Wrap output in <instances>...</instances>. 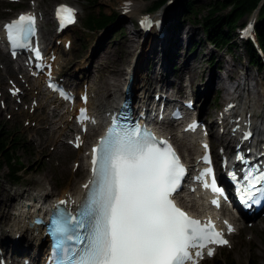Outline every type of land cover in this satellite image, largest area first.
Segmentation results:
<instances>
[{
	"label": "snow or ice",
	"instance_id": "6c2138e0",
	"mask_svg": "<svg viewBox=\"0 0 264 264\" xmlns=\"http://www.w3.org/2000/svg\"><path fill=\"white\" fill-rule=\"evenodd\" d=\"M56 16L62 27L75 23V10L66 5L57 7ZM35 21L34 14H21L4 25L14 56L18 49L31 48ZM141 25L149 28L152 21L146 17ZM244 34H249L247 29ZM34 53L41 59L38 49ZM60 92L68 98L63 90ZM83 99L86 102L87 97ZM79 119H89L86 109L80 110ZM123 121H127L123 113L113 116L105 136L92 149V179L84 185L88 191L78 215L60 207L67 201L57 205L49 227L54 241L52 264H197L196 258H202L205 249L208 256L214 254L209 245H227L211 221L202 224L190 217L172 198L186 169L171 145L157 140L139 124L129 127ZM250 137L251 132H247L242 138ZM79 139L76 147L80 146ZM203 147V162L211 164L208 145ZM237 159L244 157L238 154ZM230 175L235 178L236 174ZM208 176H213L210 185L204 179ZM197 179L214 194L224 195L211 168ZM244 180L246 184L238 189L243 202L264 198V169L248 168ZM212 203L219 207L218 200ZM228 231L234 229L229 225Z\"/></svg>",
	"mask_w": 264,
	"mask_h": 264
},
{
	"label": "rangeland",
	"instance_id": "374dc122",
	"mask_svg": "<svg viewBox=\"0 0 264 264\" xmlns=\"http://www.w3.org/2000/svg\"><path fill=\"white\" fill-rule=\"evenodd\" d=\"M62 1L71 3L80 8L79 21L76 25L70 27L64 34L56 36V25L53 20V7L55 3ZM124 1L126 0H94V3L89 4L87 0H20L18 2L0 0V20H8L21 10H30L34 3L40 4L39 6L43 13H45V9L48 8L51 19L45 20L44 17V26H42L41 29L44 32H49V36L43 37L44 42L46 45H49V48L53 44L55 48L63 51L62 60L58 65V69H56L57 73L60 77L63 76L69 84L74 85L78 92L81 91L85 83L89 84V81L84 77L83 72L89 71L91 74L95 73L96 69L102 65V63L106 62L108 56L119 57V60H123V62L124 59H128V63L124 64L125 68L122 77V80L124 81L126 70L132 60L133 65H135L140 51L143 47L144 49H147L148 45L152 43L153 37H156L155 35L160 39L165 40V49L164 47L161 49L160 41L157 45L158 56H161L163 50V55L165 57H167L168 54L169 56L172 54L176 41H181V38L183 37V52L185 51L183 56H185L187 62L190 63L194 61L196 63L197 74H199L200 70L205 71L202 79L199 77L197 78V82L201 81L206 84L209 73L215 70L216 73H220L217 70V63L219 62V59L222 58L223 61L228 60L231 63L236 64V67L238 68L237 72H245V69H250L252 73L256 74L260 87L264 90V68L258 69L256 66L248 63V54L243 45L239 43L238 34H236V29L243 26L246 21L254 17L256 12L245 15L237 23V28L233 32V36L239 43L237 44L238 47L232 49L222 47L218 49L208 43L203 27L199 22H191L183 17L182 20L184 22L179 28V31L175 30L174 32L170 30L169 32L167 30V25L170 24V22L172 23L173 19L180 13L179 8L175 4L176 0H173L172 2L166 0L165 4L161 6L158 11L154 13L150 12L151 14H154V16L162 11L166 13L167 20L164 22V26L167 30V34L164 38L160 36V31H157L155 28L153 29L156 30V32H153V30L148 36H145L143 31L137 25L138 16H125L126 13L124 14L121 11V4ZM130 1H140L143 3L144 7L142 12L144 15L149 12V8L152 6V2L145 0ZM195 1H197L199 12V16H197L196 19L201 21L203 17L208 14L210 0ZM100 11L105 13H115V21L109 24L106 28L100 30L89 31L84 28L83 24L86 15L88 13H98ZM225 12L226 11H223L222 13ZM182 27L190 32H186V34L184 30L181 32L180 29ZM193 30L197 31V33L194 34L192 39H189ZM129 37L135 38V44H139L140 49L137 53L136 50H134L132 54L127 55L122 50L124 44L128 42ZM67 38L72 40L71 49L64 47V40ZM110 49L111 52L108 53L107 51ZM6 55L12 68L10 72L5 73L3 71L4 65L0 60V126L4 128L5 131H10V133L15 135L16 140L20 141L19 144H15L17 148L15 155L20 158L21 165L25 168L21 172L22 178L20 182L16 184L8 175V167H0V188H2L5 194H14L18 201L19 198L24 195L23 192H25V190L35 191V189L43 187L45 183H51L54 187L53 191L56 194H61L67 188L74 189L78 187L79 183L85 178L82 177L81 170L79 169V165L83 162V159L81 158L84 153L83 148H73L70 143L67 142L68 136L61 135L63 130L62 126H59L58 124L60 121H57L56 124H50L44 119V117H46L47 114L58 105L56 102L52 103L51 101H47L48 95L36 88V80L40 78L31 77L30 80L27 81L26 77H23L21 72L13 70V65H15L16 62L13 61L8 54ZM147 64L148 63H145V70L150 74L153 65ZM182 64L183 61L181 59V61L175 66L172 65V68L181 69ZM128 79L130 82L131 79L127 78V80ZM170 79L176 81V83L180 82L179 84H190L189 87L191 89L193 87L192 83L189 82L187 75L179 80L177 74L172 73L170 74ZM40 80L44 81L43 79ZM226 80L229 85L235 82V79L230 80L229 78H226ZM14 82H16L24 91L23 94H19L23 103H19L16 100V97H12L8 91L9 87H11ZM255 82L254 79L250 80L252 85ZM205 84L201 85V87H206ZM42 88L45 89L44 84ZM189 91L190 89L188 88V92ZM188 92L177 94V96L180 100L186 99V94ZM156 94L158 93L153 92V95L156 96ZM262 97L264 99V94ZM111 99H113V96L108 98V100ZM206 99L205 109H208L211 117H216L218 111L225 106V101L221 94V88L217 86L215 87L214 85ZM202 100V97H198L196 106H201ZM36 103H38L37 106H35ZM59 106L58 112L51 118L52 120H61L66 116L65 114L67 111H65V108L61 105ZM214 106H217V108L214 109ZM211 123L214 124L215 131L219 130L220 126H218L215 121H211ZM47 126L56 128L54 134L48 132L47 134L44 133L46 131L43 132L41 127L48 130L49 127ZM176 131L177 128L170 131V134ZM61 138L62 140H60ZM95 138L96 136L88 140L92 142ZM37 144H39L38 147ZM66 146L70 147L71 151H68L61 156L59 151ZM217 147L218 146H216L214 150H216ZM64 168V172L61 173L60 170ZM191 209H194V207L191 206ZM12 211L14 212L15 209L12 208ZM239 222L244 229L234 234L231 239V245L218 250L213 257L205 259L201 264H211L213 261L225 255H230L232 258L236 259L238 264H264V213L251 220L249 223L244 222V220L241 219ZM4 234L5 233L0 230V244L4 238ZM1 250H5L2 245H0V258L8 257L10 252H7V250ZM31 255L32 253L28 252L26 254L22 253L19 256H14L23 264L25 257H31ZM9 261V263H11V259Z\"/></svg>",
	"mask_w": 264,
	"mask_h": 264
},
{
	"label": "bare ground",
	"instance_id": "6f19581e",
	"mask_svg": "<svg viewBox=\"0 0 264 264\" xmlns=\"http://www.w3.org/2000/svg\"><path fill=\"white\" fill-rule=\"evenodd\" d=\"M58 3H55L53 7V18L55 7ZM39 5L40 4L34 3L30 9H34L40 13L42 26H44V17L45 20L51 19L49 16L50 11L48 8H46L45 13H43ZM143 7L144 4L140 1H134L130 5H126L124 2H122L120 9L122 12L129 10V12L126 13L125 16L137 15L138 18H140L143 15ZM257 15L258 13H256L254 17H256ZM156 19H162L165 22L167 20L166 13L164 11L160 12L156 15ZM5 21L7 20H0V34H2L1 28ZM184 27H182L180 31L182 32L184 30L185 34L186 32L189 33L190 31L185 30ZM153 30L154 29H151V31ZM153 32H156V30H154ZM162 32L164 33V36L162 38H164L167 34L165 26H163L160 34ZM42 33V37L49 36V32L42 31ZM196 33L197 31L193 30L189 39H192L194 37V34ZM58 35L60 36V34ZM155 36L156 37H153L152 43L148 45L147 49H144V47L142 48L137 57L135 65H133L132 60L128 69L126 70L124 81L122 80L125 68L124 64L128 63V59H124L123 62V60H119V57L117 58L108 56L106 62L102 63V65H100L96 69V72L93 74H91V72L89 73V71L83 72L84 77L89 81L90 100L88 105L90 107V119L88 120L89 129L87 133L83 135V144L81 146V148H83L84 150V153L81 157L83 159V162H81V164L79 165L81 175L85 178L83 179V181H81V183H79L78 187L74 189L67 188L61 194H56L53 191V185L51 183H45L43 187L35 189V191L25 190V192L23 193L24 195H28V197L26 198L27 201L21 199L19 200V202L17 201L14 194H5L2 188H0V230L5 233L4 238L1 241V245L5 250H7V252L12 253V259H16L14 255L19 256L22 253L26 254L30 252L32 253L31 257L26 258L32 260L34 264L44 256L45 245L48 241V236L45 235L44 227L35 224V217L33 215L34 213L31 211V209L33 208V206L40 205L38 203L41 198H53V201L64 200L67 201V205H74V203L83 194L85 190L84 184L88 181V178L92 174L88 167V162L91 158V154L88 152L89 149L87 150V145L89 146L91 144L88 139L93 138L99 134V129L101 128L102 121L104 119V114L111 108L117 107V100L121 97H124L127 90V84L129 83V79L127 80V78H130L132 81L131 89L134 92L135 103L138 101V103L141 102L143 105H145L149 114L153 112L158 114V105H160L162 101H164L166 104L178 102L176 101V98L178 97L177 94L188 92V84H184L183 86V84H179L180 82L176 83V81L170 79V74L172 73H176L179 80L182 79L185 75L188 76L189 82L192 83L193 86V94L199 98H203L200 107L202 109L206 107V98L208 97V94L210 93L212 87H214L215 85V87L217 86L221 88V94L223 100L225 101V107L231 102L234 103V106L229 110V112H227L229 121H227L224 126H220L219 130L215 131L216 129L213 126L214 124L211 123L210 125L211 130L208 135L209 146L212 147L214 151V157L216 161L219 159L220 145L226 144L223 146L224 150L229 151V149L235 146L237 142L236 140L240 139L243 136V134H239V128L244 121V117L246 116V121H250L252 123L256 136H262V139H264V99L262 97L264 94V90L260 87V83L255 73H252L250 69H245V72H237L238 68L236 67V64L231 63L228 60L223 61L222 58H220L219 62L217 63V70L220 73H216V70L209 73L208 81L206 84L201 81L197 82V78L199 77L200 79H202L205 71L200 70V75L197 74L195 65L196 63L194 61L190 63L187 62L185 56H183V54L185 53V51L183 52V37L181 36V41H176V45L172 51V54L169 57H165L163 55V50L161 56H158L157 48V45L161 42L160 45L162 49L165 46V40L160 39L157 35ZM66 40L67 39L64 40V43ZM2 42L3 38H0V60L4 65L3 71L5 73H8L10 72L12 66L10 65V62L6 55L7 52L3 48ZM135 42V38L129 37L128 42L124 44L122 51H124L127 55L132 54L134 50H136L137 53L140 49V46L139 44L136 45ZM57 52L58 57L54 62L55 70L58 69V65L63 57L62 50L57 49ZM107 52L110 53L111 49ZM181 59L183 61L181 69H173L172 65L175 66L179 61H181ZM145 63L153 65L150 74L145 70ZM13 70L23 73L25 71V67L21 62L18 61L15 65H13ZM42 77L43 79H45L44 76ZM226 78L235 79V82H233L232 85H229ZM251 79H254L256 81L255 83H253V85L250 83ZM37 80L35 86L39 91L42 92L43 83L45 82L41 81L40 79ZM140 80L142 81V83ZM204 84L206 87H201V85ZM153 92H157L158 96L155 97V95H153ZM110 96H113V99L108 100ZM184 100L186 99H183V101ZM47 101L55 103L58 100L53 95V93H50L47 97ZM59 107V105L55 106L49 112V114L44 117V119L50 124H56L57 121H60V123L58 124L59 126H62L63 130L61 132V135L68 136L67 142L69 143V139L75 140V137L80 132V129L79 127L77 128L75 120L71 119L69 112L68 114L66 113V116H63L64 118H62L61 120L51 119L58 112ZM216 120L217 118L215 117H212L211 119L212 122ZM41 129L43 130V132L46 131L44 132L46 134L47 132L54 134V132L56 131V128L51 127H49L48 129L49 131L44 127H41ZM233 129H236V131L234 132ZM168 133L170 134V131ZM172 136L179 146L184 158L188 162H191L193 166L194 161L200 156V143H202L203 139L198 135H180L179 131L174 132ZM60 140H62V138ZM85 143L86 146L83 147ZM259 144L260 146L264 147V140H261ZM38 146L39 144H37V147ZM216 146L218 147L216 148V150H214ZM70 149V147L66 146L63 149H60L59 154L63 156L66 152L71 151ZM86 158H88V160H85ZM64 170L65 168L61 169V173H63ZM33 197H36L34 201ZM179 200L184 204V206L190 209L191 206H193L194 209L191 210L197 212L198 214L208 212V207L206 206L203 197L198 191H187L185 194L179 196ZM26 204H30L32 206L27 209L25 206ZM12 208L15 209L14 212L12 211ZM220 215L221 214L219 212H215V216L221 218V221L224 219H230L233 221L236 228H238L237 231L229 234L230 239H232L235 233L244 229V227L239 222L241 217L236 213L223 209L221 217ZM248 217L249 216L247 214L242 216L243 219H248ZM222 248L223 247H220L218 248V250ZM11 264L22 263L19 262L18 259L16 262L12 261Z\"/></svg>",
	"mask_w": 264,
	"mask_h": 264
},
{
	"label": "trees",
	"instance_id": "16d2710c",
	"mask_svg": "<svg viewBox=\"0 0 264 264\" xmlns=\"http://www.w3.org/2000/svg\"><path fill=\"white\" fill-rule=\"evenodd\" d=\"M89 4L94 0H87ZM152 2L150 11L158 10L166 0H145ZM262 2V4H261ZM175 4L179 8V15L168 24V29L175 32L183 24L182 18L191 22H199L204 30L206 40L215 48L227 47L232 49L238 47L239 44L233 32L239 20L247 14L259 10V16L256 24V35L259 45L264 52V0H210L208 5V14L201 21L196 19L199 16L197 1L195 0H176ZM226 11L225 13H222ZM189 17V18H188ZM116 19L115 13H88L84 19V28L89 31L100 30L106 28ZM242 45L248 54V63L256 66L258 69L264 68V62L257 48L251 40H243ZM169 57V54L167 55ZM20 141L16 140L14 134L5 131L0 126V167H8V175L14 183H19L22 175L21 172L25 168L21 165L20 158L15 155L17 151L16 145ZM211 264H238L236 259L230 255H225L213 261Z\"/></svg>",
	"mask_w": 264,
	"mask_h": 264
}]
</instances>
